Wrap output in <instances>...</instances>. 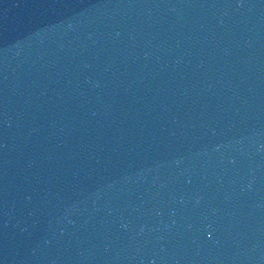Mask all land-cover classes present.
Instances as JSON below:
<instances>
[{
  "label": "water",
  "instance_id": "95a60500",
  "mask_svg": "<svg viewBox=\"0 0 264 264\" xmlns=\"http://www.w3.org/2000/svg\"><path fill=\"white\" fill-rule=\"evenodd\" d=\"M0 264H264V0H0Z\"/></svg>",
  "mask_w": 264,
  "mask_h": 264
}]
</instances>
